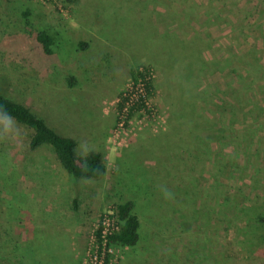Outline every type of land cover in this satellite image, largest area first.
Wrapping results in <instances>:
<instances>
[{
	"label": "rangeland",
	"instance_id": "rangeland-1",
	"mask_svg": "<svg viewBox=\"0 0 264 264\" xmlns=\"http://www.w3.org/2000/svg\"><path fill=\"white\" fill-rule=\"evenodd\" d=\"M138 67L155 93L120 124ZM0 94L106 167L73 178L0 116V264H87L128 200L139 240L107 264H264V0H0Z\"/></svg>",
	"mask_w": 264,
	"mask_h": 264
},
{
	"label": "trees",
	"instance_id": "trees-1",
	"mask_svg": "<svg viewBox=\"0 0 264 264\" xmlns=\"http://www.w3.org/2000/svg\"><path fill=\"white\" fill-rule=\"evenodd\" d=\"M33 44V49L39 57L47 58L51 56L53 41L47 32L39 31L34 38ZM80 47L84 49L86 46L81 43ZM150 71L153 74L150 68L143 67L142 70H139L138 67L129 72V78L132 82V91L136 94L137 98L125 113L126 122L131 118L135 110L145 108V99L153 96L155 93L153 78L148 76ZM72 80V78L67 80L69 86H72ZM138 83L141 85L140 91L137 89ZM191 97L190 95L184 100H190ZM127 99L128 98L123 96L122 93L120 94L119 103L117 105L119 112L122 111L124 102ZM0 116L11 119L16 124L30 130L31 133L28 143L30 150H36L41 146L50 147L61 168L71 177L76 179H96L104 174L106 167L101 153L89 151L85 155L78 154L76 151L77 143L74 139L58 134L47 125L42 117L25 104L5 98L0 94ZM133 207V202L128 200L121 204H117L112 214L109 215V218L114 221V227H117V229L107 235V243L105 245L106 251L113 245L132 247L137 244L139 240L140 223L137 216L133 213ZM258 220L264 226V216L259 217ZM101 229L102 226H99L96 231L97 242L100 246ZM107 258L108 254L104 259V264L108 263Z\"/></svg>",
	"mask_w": 264,
	"mask_h": 264
},
{
	"label": "built area",
	"instance_id": "built-area-1",
	"mask_svg": "<svg viewBox=\"0 0 264 264\" xmlns=\"http://www.w3.org/2000/svg\"><path fill=\"white\" fill-rule=\"evenodd\" d=\"M143 67H140L139 70H142ZM148 76H151L153 78V74L150 71ZM132 86V82H131ZM129 87L126 91L122 93L123 96H126L128 99L124 102V107L121 112H118L119 120L121 123L126 122L125 121V113L127 112V109L130 107V105L136 101V94L133 93L132 87ZM140 84L138 83L137 89L140 91ZM146 100V99H145ZM146 102H144L145 104ZM146 106V105H145ZM101 219V218H100ZM114 221L109 218V215L102 216V219L99 221V226H102L101 232H100V239H101V246L97 242V236L95 232V236L93 238V241L90 244L89 251H88V261L87 264H104V259L107 255V251L105 250V245L107 243V235H109L113 230H116L117 227H114L113 225ZM97 228V229H98ZM97 231V230H96Z\"/></svg>",
	"mask_w": 264,
	"mask_h": 264
},
{
	"label": "clouds",
	"instance_id": "clouds-1",
	"mask_svg": "<svg viewBox=\"0 0 264 264\" xmlns=\"http://www.w3.org/2000/svg\"><path fill=\"white\" fill-rule=\"evenodd\" d=\"M7 130V125L5 126V131Z\"/></svg>",
	"mask_w": 264,
	"mask_h": 264
}]
</instances>
